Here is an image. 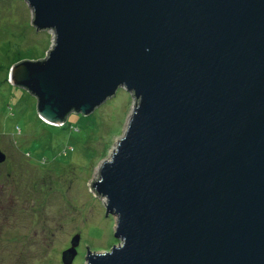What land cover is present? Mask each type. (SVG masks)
<instances>
[{
    "label": "water",
    "instance_id": "1",
    "mask_svg": "<svg viewBox=\"0 0 264 264\" xmlns=\"http://www.w3.org/2000/svg\"><path fill=\"white\" fill-rule=\"evenodd\" d=\"M27 2L55 40L10 80L42 120L133 103L93 183L114 242L85 264H264V0Z\"/></svg>",
    "mask_w": 264,
    "mask_h": 264
},
{
    "label": "rangeland",
    "instance_id": "2",
    "mask_svg": "<svg viewBox=\"0 0 264 264\" xmlns=\"http://www.w3.org/2000/svg\"><path fill=\"white\" fill-rule=\"evenodd\" d=\"M33 18L27 0H0V264H85L88 251L114 242L93 183L133 103L119 88L90 115L59 126L42 120L36 97L10 80L15 63L42 59L54 44L55 33L38 31Z\"/></svg>",
    "mask_w": 264,
    "mask_h": 264
},
{
    "label": "bare ground",
    "instance_id": "3",
    "mask_svg": "<svg viewBox=\"0 0 264 264\" xmlns=\"http://www.w3.org/2000/svg\"><path fill=\"white\" fill-rule=\"evenodd\" d=\"M95 135V134H94ZM97 138V137H96ZM95 142V141H94Z\"/></svg>",
    "mask_w": 264,
    "mask_h": 264
}]
</instances>
